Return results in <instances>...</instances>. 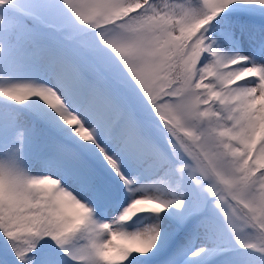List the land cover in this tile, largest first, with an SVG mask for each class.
<instances>
[{"label":"snow or ice","instance_id":"1","mask_svg":"<svg viewBox=\"0 0 264 264\" xmlns=\"http://www.w3.org/2000/svg\"><path fill=\"white\" fill-rule=\"evenodd\" d=\"M0 264H264V0H0Z\"/></svg>","mask_w":264,"mask_h":264},{"label":"rangeland","instance_id":"2","mask_svg":"<svg viewBox=\"0 0 264 264\" xmlns=\"http://www.w3.org/2000/svg\"><path fill=\"white\" fill-rule=\"evenodd\" d=\"M117 242H119V241L117 240Z\"/></svg>","mask_w":264,"mask_h":264}]
</instances>
